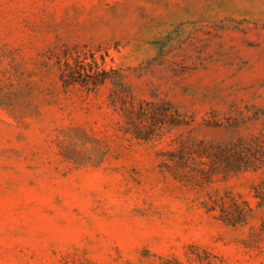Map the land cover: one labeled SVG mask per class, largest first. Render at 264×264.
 <instances>
[{
  "label": "rangeland",
  "instance_id": "1",
  "mask_svg": "<svg viewBox=\"0 0 264 264\" xmlns=\"http://www.w3.org/2000/svg\"><path fill=\"white\" fill-rule=\"evenodd\" d=\"M0 264H264V0H0Z\"/></svg>",
  "mask_w": 264,
  "mask_h": 264
},
{
  "label": "trees",
  "instance_id": "2",
  "mask_svg": "<svg viewBox=\"0 0 264 264\" xmlns=\"http://www.w3.org/2000/svg\"><path fill=\"white\" fill-rule=\"evenodd\" d=\"M102 69H100L99 64L94 59L91 62H87L86 58H78L75 63L72 64L69 61L66 62L62 68V78L66 83H71L79 81L84 85L102 84L106 77L102 76Z\"/></svg>",
  "mask_w": 264,
  "mask_h": 264
}]
</instances>
